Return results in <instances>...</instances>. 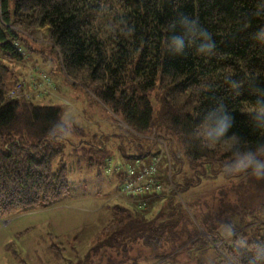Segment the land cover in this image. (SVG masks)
I'll return each instance as SVG.
<instances>
[{
    "label": "trees",
    "instance_id": "16d2710c",
    "mask_svg": "<svg viewBox=\"0 0 264 264\" xmlns=\"http://www.w3.org/2000/svg\"><path fill=\"white\" fill-rule=\"evenodd\" d=\"M259 2L0 0V48L9 59L24 61L19 45L36 50L21 32L35 34L46 28L48 43L38 52L44 55L51 49L60 66L62 63L64 75L90 86L93 98L126 125L122 128L129 137L118 153L147 165L160 152V144L143 135L168 140L175 179L182 163L195 170L205 163L223 169L225 164L234 163L237 151L241 155L252 152L258 161L264 160V154H259L264 148V130L255 128L247 114L256 100L250 83L264 88V43L253 38L264 28V16L252 15ZM182 16L197 19L211 33L216 43L214 55L197 54L202 41L187 34L180 22ZM174 36L184 38L182 51L177 52L172 45ZM190 39L195 40L191 45ZM19 79L9 86L0 73V225L49 208L71 193L69 169L63 162L68 127L61 108L41 104V98L36 97L9 98ZM229 80L239 81L240 89H233ZM152 93L159 106L158 116ZM220 102L235 118L225 139L233 133L241 138L231 151L223 145L205 147L198 134L206 114ZM87 152L94 156L91 167L108 168L111 155L105 146L93 145ZM101 155L105 161L97 163L95 159ZM164 159L167 175L168 159ZM176 184L180 188L178 181ZM172 199L167 198L168 204ZM113 209L119 219L111 220L104 231L118 226L115 234L122 239L135 240L137 235L152 238L172 229L170 221L152 227L144 216L147 209L142 211L133 203ZM258 212L264 214V206ZM224 251L232 264H264V224L248 239L236 237L226 243ZM13 253L18 257L17 251Z\"/></svg>",
    "mask_w": 264,
    "mask_h": 264
},
{
    "label": "rangeland",
    "instance_id": "374dc122",
    "mask_svg": "<svg viewBox=\"0 0 264 264\" xmlns=\"http://www.w3.org/2000/svg\"><path fill=\"white\" fill-rule=\"evenodd\" d=\"M26 34L30 47L36 51L23 46L26 60L15 61L0 48V73L9 86L16 77L20 81L32 70L41 69L51 78V95L39 97L37 92L33 95L41 98V104L61 108L62 120L68 127L63 162L69 169L71 193L49 208L1 222L0 264H232L224 245L236 237L248 239L257 226L264 224V214L258 212L264 206V169L257 180L251 175L252 169L247 170V178L233 177L224 175L218 166L205 163L195 170L182 163L174 179L171 147L165 140L172 163L170 178L174 194L170 195L166 189L154 198L158 203L152 199L144 216L155 228L170 221L171 231L155 233L152 238L137 235L135 240L115 234L120 229L118 226L104 231L111 220L119 219L114 206L137 204L118 195L121 182L115 170H105L98 164L90 166L94 156L87 151L93 145L105 146L109 155L118 154L129 137L122 128L126 125L93 98L90 86L64 75L62 63L60 66L51 49L44 55L38 52L48 43L46 28ZM54 83L61 89H54ZM151 100L158 116L154 93ZM100 118L110 119L112 124L97 122ZM104 159L101 155L95 161L103 163ZM127 160L126 163H134L132 158ZM166 163L164 159L160 165L163 173L160 177L167 185ZM170 196L173 199L168 204ZM166 208H169L167 215ZM225 224L233 226V234L223 227ZM157 240L161 241L158 245ZM14 251L19 253L18 257Z\"/></svg>",
    "mask_w": 264,
    "mask_h": 264
},
{
    "label": "clouds",
    "instance_id": "9594fccd",
    "mask_svg": "<svg viewBox=\"0 0 264 264\" xmlns=\"http://www.w3.org/2000/svg\"><path fill=\"white\" fill-rule=\"evenodd\" d=\"M252 15L257 17L264 16V0H260ZM180 22L187 28V34L190 37L202 41L197 48V54L204 56L215 54L214 49H216V43L212 39L211 33L202 27L197 19L190 20L188 16H182ZM174 23L175 22H173V24ZM253 38L264 43V28H260L254 33ZM194 42V39L189 40L190 45ZM172 45L176 48L177 52L182 51L185 47L184 38L181 36L172 37ZM228 82L235 90H239L241 87L239 81L229 80ZM250 87L256 95V100L247 109V114L250 115L255 128L264 130V88L256 87L254 81L250 83ZM234 123V116L227 110L222 102L218 103L214 110L209 111L206 114L202 124L199 125V128L202 129V131L198 134L202 136L204 146L213 148L217 145H223L226 151H231V149L239 144L241 140L240 136L236 133H233L230 137L225 139ZM259 154H264V148L259 150ZM256 155L257 154L252 152H247L243 155H241L239 151L234 152L233 156L235 161L232 164H225L223 166V174L226 176H243L247 178V170L251 168V175L257 180L261 179V169H264V162L258 161ZM223 227L230 235L233 234L232 225L225 224ZM250 264H254V262H250Z\"/></svg>",
    "mask_w": 264,
    "mask_h": 264
},
{
    "label": "built area",
    "instance_id": "2783aa9c",
    "mask_svg": "<svg viewBox=\"0 0 264 264\" xmlns=\"http://www.w3.org/2000/svg\"><path fill=\"white\" fill-rule=\"evenodd\" d=\"M19 44L20 43L16 42V45ZM19 51L22 54L26 53V50L21 45H19ZM36 67L39 68L38 66ZM50 84L51 78L45 71L40 69L35 72L32 70L28 76L23 77V79L14 86L8 97L11 99H30L35 97L33 94L36 92L40 95L39 97L45 94L51 95L52 89L49 87ZM143 137L155 140L160 144V152L152 158L150 163L142 165L140 161H136L135 163H127L124 165H113L109 163L108 166V170H115L118 174H121L123 178L118 195L136 203L140 209H145L149 201L155 197L161 196L166 189L170 193L174 188L170 178L171 160L165 141L156 138L154 134L143 135ZM165 157L168 159L167 185L165 181L160 178V165ZM167 186L168 188H166Z\"/></svg>",
    "mask_w": 264,
    "mask_h": 264
},
{
    "label": "crops",
    "instance_id": "0c3cea01",
    "mask_svg": "<svg viewBox=\"0 0 264 264\" xmlns=\"http://www.w3.org/2000/svg\"><path fill=\"white\" fill-rule=\"evenodd\" d=\"M30 73H31V71L29 73H27L26 75L28 76ZM57 87H58V89H61L58 85L55 84L54 89L55 88L57 89ZM92 122H96V120H94ZM97 122H102V123L109 124V125L112 124V122H111L110 119L106 120V119L100 118V119H97ZM140 161H141L142 164L144 163V161H142V160H140ZM108 162L111 163V164H113V165L114 164H126V162H128V160L125 159L122 154H120V153L117 154L116 153V154H114V155L111 156V159H109Z\"/></svg>",
    "mask_w": 264,
    "mask_h": 264
}]
</instances>
